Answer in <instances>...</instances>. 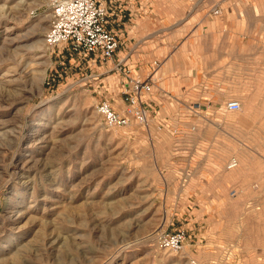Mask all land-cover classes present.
Masks as SVG:
<instances>
[{"label":"rangeland","instance_id":"374dc122","mask_svg":"<svg viewBox=\"0 0 264 264\" xmlns=\"http://www.w3.org/2000/svg\"><path fill=\"white\" fill-rule=\"evenodd\" d=\"M226 2L251 44L245 85L234 60L227 97L204 117L105 128L94 106L124 109V76L44 45L49 0H0V264H264V184L248 169L252 156L264 166V0ZM138 18L127 46L158 38L137 37ZM230 99L239 110L221 109ZM177 229L181 250L156 246Z\"/></svg>","mask_w":264,"mask_h":264},{"label":"crops","instance_id":"0c3cea01","mask_svg":"<svg viewBox=\"0 0 264 264\" xmlns=\"http://www.w3.org/2000/svg\"><path fill=\"white\" fill-rule=\"evenodd\" d=\"M98 1L107 10L105 27L114 32L117 39L112 57L104 63L105 67H99V71L114 68L116 73L124 75L127 69L129 75L141 78L152 74L151 91L142 98L147 106V118L157 125L173 121L176 114H179L177 122L182 125L180 114L188 113V116L197 119L220 105L227 97L228 73L234 60L238 83L245 85V68L251 44L245 40L242 18L224 16V10L217 16L207 13L212 6L218 7V3L227 5L226 0ZM242 7L240 2L235 9ZM142 10L143 16L138 18ZM137 18L145 28L136 36L141 38L158 28L156 41L150 35L136 46H127V26ZM123 42L124 46L121 45ZM192 168L199 169L200 166ZM248 169L252 178L263 185L264 166L257 168L255 156H252ZM237 183L243 189L249 185L244 176ZM191 199L197 201L202 198L193 196ZM256 199L263 203L264 191L261 190ZM208 200H212L211 193ZM187 236L194 238V243L201 248L207 245L201 230H192Z\"/></svg>","mask_w":264,"mask_h":264},{"label":"built area","instance_id":"2783aa9c","mask_svg":"<svg viewBox=\"0 0 264 264\" xmlns=\"http://www.w3.org/2000/svg\"><path fill=\"white\" fill-rule=\"evenodd\" d=\"M51 9L49 26L44 34L47 47L66 45L75 54L87 59L89 66L109 60L116 47L117 39L114 32L105 27L107 10L98 0H49ZM210 13L217 16L220 8L213 6ZM125 82L121 91V102L125 108L118 111L111 107L107 100H101L94 106L105 128L122 127L129 123L147 125V109L142 96L151 91L153 75L144 78L123 75ZM236 100H226L221 109L226 112L239 110ZM237 161L231 157L225 164L226 169L236 167ZM185 240V231H159L155 235L158 248L179 251Z\"/></svg>","mask_w":264,"mask_h":264},{"label":"bare ground","instance_id":"6f19581e","mask_svg":"<svg viewBox=\"0 0 264 264\" xmlns=\"http://www.w3.org/2000/svg\"><path fill=\"white\" fill-rule=\"evenodd\" d=\"M43 42H44V40H43ZM39 43H41V42H39ZM39 43H37V44H39ZM44 45H45V43H44ZM46 46V45H45ZM47 47V46H46ZM236 167H237V164H236ZM236 167H234L233 169H235ZM232 169V170H233ZM27 245V244H26ZM46 246H47V242H45V244H44V246H43V248H46ZM22 247V246H21ZM23 248H25V247H23ZM29 248V247H28ZM18 251V250H17ZM17 251H16V253H17ZM34 251V250H33ZM36 251H37V249H36ZM31 252V251H30ZM12 254V253H11ZM13 254H14V252H13ZM30 254V253H29ZM18 255H20V253L18 252ZM22 255V254H21ZM20 257V256H19ZM5 258V257H4ZM23 259V258H22Z\"/></svg>","mask_w":264,"mask_h":264}]
</instances>
